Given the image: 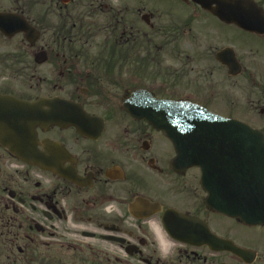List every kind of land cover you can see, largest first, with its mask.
Listing matches in <instances>:
<instances>
[{
  "label": "flooded vegetation",
  "instance_id": "flooded-vegetation-1",
  "mask_svg": "<svg viewBox=\"0 0 264 264\" xmlns=\"http://www.w3.org/2000/svg\"><path fill=\"white\" fill-rule=\"evenodd\" d=\"M10 14L38 37L1 36L0 94L40 123L37 166L0 145V264H264V224L217 210L139 113L187 102L264 134V0H0Z\"/></svg>",
  "mask_w": 264,
  "mask_h": 264
},
{
  "label": "water",
  "instance_id": "water-1",
  "mask_svg": "<svg viewBox=\"0 0 264 264\" xmlns=\"http://www.w3.org/2000/svg\"><path fill=\"white\" fill-rule=\"evenodd\" d=\"M0 31L7 37L22 32L26 39L36 38L35 30L16 16L0 17ZM37 104L0 95V143L3 146L9 149L24 147L21 143L23 133L39 123ZM157 105H164L166 110H145L141 111L143 114L140 116L163 130L170 138H180L181 143L191 147L190 165H198L210 171L235 166L239 169L242 168L240 163H243L250 170L243 187L236 189L229 187L231 182L223 174L217 175L219 181L215 185L221 186V204L217 209L229 216L239 217L248 224L264 222V136L238 122H230L188 104L157 102ZM60 115V123L69 121ZM21 159L30 164H38L37 159ZM211 176L209 172L204 174L205 179ZM213 184H208L211 194ZM218 193L217 189L215 194Z\"/></svg>",
  "mask_w": 264,
  "mask_h": 264
},
{
  "label": "rangeland",
  "instance_id": "rangeland-1",
  "mask_svg": "<svg viewBox=\"0 0 264 264\" xmlns=\"http://www.w3.org/2000/svg\"><path fill=\"white\" fill-rule=\"evenodd\" d=\"M22 38L20 36H16L14 38H12V41H17V40H21ZM0 41H6L4 40L1 36H0ZM23 82H26L27 85L31 84V85H35L36 83V80H28L27 78L25 79H18L17 81H14L15 85L18 86V85H21Z\"/></svg>",
  "mask_w": 264,
  "mask_h": 264
}]
</instances>
